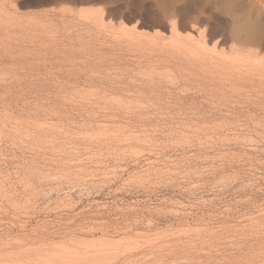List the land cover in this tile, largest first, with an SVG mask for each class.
Wrapping results in <instances>:
<instances>
[{"label":"rangeland","instance_id":"obj_1","mask_svg":"<svg viewBox=\"0 0 264 264\" xmlns=\"http://www.w3.org/2000/svg\"><path fill=\"white\" fill-rule=\"evenodd\" d=\"M87 1L88 0H86V1L85 0L84 1L83 0H15L13 2L11 1L12 4H10L11 2H6V4H8L11 7L10 8L7 5L8 6L7 9L8 10L10 9L9 10L10 12L12 11L15 14L22 15L23 17L25 16L24 18L27 20H31V19L32 20L30 21L31 25L26 24L25 26H23L24 28H26L25 30L22 26H19L17 28H13L14 30L10 28L11 29V30H9L10 33H9V35L8 34L7 35L10 36L12 34L13 35L15 34L16 35L15 37H17V38L13 37V39H12L13 41L10 40L11 38L9 39V37L6 35V33H4L7 30L5 28H4V30L1 29V33H2L1 39H4L5 41L10 40V41H8L10 43V44L8 43L10 45V47L8 44L6 45L8 51H6V50L4 51L5 52L4 56H3L4 52L1 53L2 55H0V56H3V59L0 57L1 58L0 59V116H1L0 117V131H1L0 132L1 133L0 134V137H1L0 138V156H1L0 157V181L1 182L0 183H2V185L0 184V186L2 187V188L0 187V190H1L0 191V198H1L0 199V207L2 208V210L0 208V219L3 218L2 220H0V227H3L2 231L0 228V242H3V244L6 243L4 245L2 243H0V244H2V245H0V249L4 246L1 249V251L12 252V250H13L14 253H17V251H19L18 253H21V254H23V250L26 253L28 251L30 253L33 251V255H31L33 257H31V260L34 258H35V260L34 261L32 260L33 262L31 261L32 263H29V264H34V263L39 264L42 260L39 263H37L40 260V258H37V259H39L37 261L35 255L37 257H39V256L43 257V255H41L43 252L44 257H45L47 254L46 248H50V247L52 248L53 246H58V247H53L54 249L50 248L52 250V253H54L53 250H55V248H56V250H57V248H60L61 244L64 241L65 242H64V245L62 244L63 245L62 249L64 248V246L66 248L67 245H70L71 248H75L76 243H74V242L75 241L77 242L80 239V237H87V238L90 237L91 239H101V238L106 239L107 238L106 240L103 241L104 243H105V241L107 243V241L111 239L112 243H113V241L115 242L113 244L116 245V243H117V245H118V246L112 245L111 247H113V248L118 247V249L121 248V249H119L120 251L122 250L121 252H123V249L125 248V251L128 253V254L127 253L126 254L129 255V257H127V259L124 262L122 260V261H120V263H116L115 258L112 259L115 255H113V257H112V255H111V257H109L108 255H104L102 257L103 263H100V264L107 263L109 261V259H110V261L108 262L109 264L111 262H112L111 264H115V263L116 264H134V263L140 264L141 261H143V259L145 257L147 259H148V257L151 259V257H150L151 255H152L153 259H151V260L148 259V263H150V264H152V263L158 264L159 261H161L162 264H169V263L170 264H184V261H185V264H186V261H187V258H189V255L191 257V254L195 253V252L198 253V254L195 253L196 255H199V252H200V254H203V255H204V252H205V255H214V256L216 255L215 257L216 258L218 257L217 259H219L218 260L219 263H215V264H220V263L222 264L226 259H229L230 255L234 254V256L235 255L236 256H242L243 250L245 252H247L248 250L250 251V247H252V249L256 250L255 253L252 252L253 255L255 254V256H251L252 258L249 257V259L248 258H242L244 260L238 259L239 261H241V263L236 261V264H249V263L250 264H253V263L258 264V263H261L263 261L262 259L264 258V255H262V254H264V246L262 247V245L264 243V237H263L264 236V232H263L264 231V211H263L264 210L263 209L264 208V177H262V176H264V151L262 153H258L257 154L258 157H256V155L254 154L255 152L249 153V154L244 153L245 151L243 152V150H246L248 148V150H246V151H249V148L251 149L253 146H250V147L247 146V148L245 146L246 149H244L243 148L244 146H240V142H239V144H237L238 142L236 140H235L236 142L234 140H232L233 137L235 138V137H237L238 134H241V131L239 129L238 130L236 129L237 131L229 129V128H231L230 126L234 127L233 126L234 124H231V125L225 124L226 125L225 128L219 126V127L223 128L222 130H224V132L227 133V135L230 134V136H232L230 139L226 138V140L229 139V141L227 140L228 142L226 140L219 141L220 143L218 141L216 143V140L209 141L210 139L208 140V136H207L208 132L211 133V131H212V133H213V132H215V130H216V132H218V130H221V129H218V127H217L218 130L212 129L211 125H210L211 123L210 124L209 123H206V124L201 123L203 125L197 124V126H196V124L193 122V120L195 121L196 119H192L190 117L193 115L192 112H188L189 110H191V109L188 110V108L190 107V105H188V104L190 102L195 103L194 105L197 104L196 107L191 105V107H194V109L197 107H198V109H201V107L205 108V106H206L205 104L207 102V100H206L207 97L204 96L205 94L202 92H200V93L198 92V88L195 87V84H196L195 81H192V83L194 85L191 84V82L187 83V81H185V80H181V81H179V83H178V81L173 82V80H171L172 78H170V76L167 75L169 78L167 76L163 77L164 76V73H163L164 70L163 69H162L163 70L162 71L158 67H154L151 64H148L146 62H144L146 64H143V62L138 60L141 58L140 56H143L146 53V52L143 53L145 51L144 50L145 45L141 41H140V43L138 41H136V42L132 41L131 42L130 41V38H131L130 33H131V36H133L132 35V33L134 32L133 28L135 26H137V27H142L143 29H146L147 32L150 34H152L151 32L155 30L154 32H156V33L161 32L164 36L166 34H167V36H169L171 33V31H170L171 22H173L175 20L177 23V26L179 28L178 30L183 32L182 33L183 35H185L186 33H189V35H191L193 33L194 34L193 36L196 38H199V39H202V38L205 39L204 36L206 35L207 36L206 41H207L209 46H213L216 41H218L219 43H221V42L228 43L230 41L236 40V41H240V43H246L245 41L247 38H245L244 34H242L243 35L242 36V35H239L237 33V31L239 30L238 27L241 24H244L246 28H251L252 27L251 25L253 23H255L256 25L259 24L258 25L259 28H255L254 26H256V25L253 24L254 25L253 27L255 29V33L257 34V32H260V29H262V32H260V33L261 34L263 33V30H264L263 29L264 28V0H242V4L240 6H233V5L228 6V4L224 3V0H89L88 2ZM16 4H18V5H16ZM76 4H78V5H76ZM80 5H81V7H80ZM138 5H139V7H138ZM55 6L56 7L58 6V8H56ZM70 12H72V14L74 16ZM45 16H46V18H49L51 20L50 23H53V25L49 23L50 25L48 26V25H46L48 23H46L45 21L43 22V20L46 19ZM87 16H88V18H87ZM89 17H90V19L92 18L93 20L92 19L89 20ZM42 18H43V20L41 21L40 19H42ZM34 19L36 22L33 21ZM171 20H173V21H171ZM32 21L34 22V25L32 24L33 23ZM40 22H42L43 24L45 23L46 27H48V32H45V30L47 31V29L44 28L45 25L41 27ZM47 22H49V21L47 20ZM54 22H55V24H54ZM137 22H138V24H137ZM36 23L39 26H37L35 28ZM123 24H125L124 25L125 27L123 26ZM27 25H30V26L28 27ZM20 27H22L23 30ZM51 27H52V29H51ZM91 27H92V29H91ZM245 27H244V30H247V29H245ZM157 28L160 30H157ZM146 30H144V31H146ZM149 30H151V31H149ZM257 30H259V31H257ZM22 31H23V33H22ZM202 32L205 34H204V36L202 35L203 37L201 38ZM39 33L41 35H39ZM47 34H48V36H47ZM98 34H99V36H98ZM236 34H238L240 37L237 36ZM5 35L8 37V39L4 38V37H6ZM56 35L57 36L59 35V36L57 37ZM81 35H83V36H81ZM263 36H264V33L262 36H260L262 38H260V37L257 38V40L260 39L259 41H257L255 39L257 41V46L262 47V48L264 47V40H263L264 37ZM247 40H251V39L248 38ZM129 42L133 43V45L129 44ZM212 42H214V43H212ZM102 43H104V44H102ZM138 43L141 45V48H139L140 45ZM126 44H128V45H126ZM136 44L138 47L136 46ZM4 45L5 44H3V47H4ZM87 45H90V46H87ZM128 46L134 47L133 50L136 47L137 48L135 49V51H133V50H130L132 48H130ZM61 48H63V49H61ZM25 49L26 50L28 49V50L26 51ZM3 50H4V48H3ZM142 50H144V51H142ZM30 52H31V54H30ZM40 52H42V53H40ZM107 55H108V57H107ZM128 55H129V57H127ZM130 57H132L133 59ZM138 57H140V58H138ZM55 58H57V59H55ZM84 58H87V59H84ZM65 62H68V63H65ZM20 67H21V69H20ZM97 71H98V73H96ZM158 71H159V73H158ZM160 72L162 74H160ZM5 74H7V75L9 74V75L6 76ZM38 74H39V76H36ZM165 74H168V73L165 72ZM161 75H162V78H160ZM12 78H13V80H12ZM149 78L154 79L153 85L156 84L155 86L151 85L152 81L149 82L150 81ZM147 79H148L149 83L146 81ZM143 82L145 83L144 86L142 85ZM147 83H148L149 87L146 86ZM189 83L191 84V86L193 85L196 88V90L193 87H191ZM157 84H159L161 87ZM152 86H153V88H152ZM158 86H159V88H158ZM166 86H168V87L165 90L164 88ZM170 87L172 89H170ZM121 88H122V90H121ZM137 88H138L139 92L136 91ZM139 88H140V90L141 89L142 90L140 91ZM188 88H189V90H188ZM148 90H149V92H148ZM166 91L170 95L169 98L167 96L168 93L166 95ZM228 93H230V92H228ZM228 93H227L225 98L222 97L223 95L221 96L222 99L223 98L225 99V102H224V99L221 100V98H220V100H221L220 105L222 106L225 103L224 108L222 106L223 109H226V108H228V106L230 104H233V102L232 103L230 102L231 101L230 95H232V97H231L232 99L234 98L233 100H236V97H237L235 92L234 93L232 92L231 94H228ZM139 94H141V95H139ZM160 94L162 96L164 95L163 97H165V98H163ZM234 94L236 97L234 96ZM142 95H144V96H142ZM157 95H159V96H157ZM179 95H181V96L179 97ZM149 97H151V99H149ZM202 98H203V100H202ZM194 99L196 100L195 102H193ZM150 100L152 102H150ZM171 100L174 102H172ZM200 100L203 102L201 103ZM147 101H149V102H147ZM153 101H154V103H153ZM157 101L159 104H156ZM179 102L180 103H182V102L188 103L189 102L187 104L188 108H186L187 107V105H186L185 106L186 109H183L184 113L188 112L187 115H185V114L181 115L178 113V111H181L179 109L180 108L179 106H182V104H180ZM151 103L153 106L151 105ZM163 103H165L164 107L162 106ZM170 103H171V105H170ZM176 103H178L180 105L178 106V104H176ZM174 104H176V108L178 107L177 108L178 110L176 109L174 111V109H175ZM198 104L199 105L201 104L203 106L200 105L201 106L200 107ZM227 104H228V106H227ZM156 105H158V106H156ZM42 106H43V108H42ZM165 106H166V108H165ZM207 106H206V108L209 109L210 107H207ZM167 107H169V108H167ZM171 108H173V112H172ZM214 108L215 107H213V109ZM198 109H196V110H198ZM211 109H212V107H211ZM163 111H165V112H163ZM160 112H162V113H160ZM165 113L167 116L168 115L169 116L167 117L165 115ZM138 114H139V116H138ZM175 114L179 115V117L176 116L177 118L174 117L175 119L171 118L170 115H172V117H173V116H175ZM47 115H49V116H47ZM188 115L190 118L188 117ZM5 116H7V118ZM134 116H136V117L138 116L137 117V118H139L138 122H142L141 125H139L140 123H138V122H137L138 124L134 123V120L135 119L137 120V118H135ZM170 118H171V120H170ZM185 118H187V120ZM188 118L190 120L192 119L191 120L192 122L190 120L188 121ZM20 119L21 120L23 119L24 122H23V120L21 121ZM145 119H147L148 121ZM163 119H167V120H163ZM27 120H29V121H27ZM44 120H45V122H44ZM136 120H135V122H136ZM42 121H43V123H42ZM143 121L145 122V125H143L144 124ZM181 121L184 123H182ZM164 122H165V124H164ZM174 122H176V123H174ZM177 122H179V123H177ZM185 122H187V123H185ZM124 123H126V124H124ZM20 124L23 126H21ZM41 124H43V125H41ZM122 124L125 126H122ZM16 125H17V127H16ZM163 125H164V127H163ZM27 126H29V127H27ZM40 126H42V127H40ZM156 126L159 129H157ZM38 127H40V128H38ZM124 127H125V129H124ZM203 127H204V129H203ZM25 128H26V131H25ZM200 128H202L203 130ZM226 129H229V130H226ZM44 130H46L45 133H44ZM187 130L189 133L187 132ZM19 131H21V132H19ZM28 132H31V133H28ZM65 132H66V134H65ZM179 132H180V134H179ZM197 132L199 133V135H197L198 134ZM26 133H28V134L26 135ZM117 133H118V135H117ZM204 133H205V135H204ZM138 134H139V137H137ZM200 135L202 138H199ZM25 136H27V137H25ZM118 136H119V138H118ZM190 136H191V138H190ZM192 136H193V138H192ZM125 137H128L129 139L125 138ZM130 137H131V139H130ZM179 137H181V138H179ZM239 137H240V135H239ZM49 138H51V139H49ZM21 139H22V141H21ZM44 140H45V142H44ZM206 141H207V143H206ZM29 143H31V144H29ZM201 143H202V145H201ZM208 143H209V145H208ZM227 143H229V144H227ZM197 144H199V145H197ZM213 144L214 145L217 144L218 146L217 145L213 146ZM210 145H211V147H210ZM233 145L235 146V148H237L236 150H234L235 148H233L234 147ZM33 147H35V148H33ZM240 147H242V149ZM21 148H22V150H21ZM41 148H42V150H41ZM232 148H233V150H232ZM261 148H264V147H259V149H261ZM222 151H224V153ZM229 151H230V153L232 152V154H234L235 156L231 155L230 153H229L230 155L228 156ZM226 152H227V155H226ZM223 154H225V155L222 156ZM242 154H243V156H242ZM244 154H246V156H248L247 159L244 156ZM259 154H261V155H259ZM262 154H263V157H262ZM253 155H255L256 161H254L255 158ZM194 156H196V157H194ZM220 156H222L223 158L222 157L220 158ZM243 157L247 161L249 159H251V160H249V162H247L244 160ZM89 159L91 161H89ZM258 160H260V161H258ZM158 161H159V163H158ZM252 161H254V162H252ZM60 162H62V163H60ZM73 162H74V164H73ZM88 164H89V166H88ZM39 165H40V167H39ZM206 165L209 166L210 168L209 167L206 168L207 167ZM224 165H225V167H224ZM199 166H201V167H199ZM261 167H263V168H261ZM37 169H39V170H37ZM195 169H198L199 171L195 170ZM204 169H206V170H204ZM218 169H220V170H218ZM62 170H63V172H62ZM82 170H84V171H82ZM210 170H211V172H209ZM100 171H101V173H100ZM113 171H114V175H113ZM186 171L188 174H186ZM212 171H215V172H212ZM42 172H44V173H42ZM41 173H42V175H41ZM212 173H214V174H212ZM236 173H237V176H236ZM240 173H241V175H238ZM5 174H6V177L4 176ZM201 174H202V177H201ZM27 175L30 177H28ZM40 175H41V177H40ZM92 175H94V176H92ZM257 175H259V176H257ZM1 176H2V178H1ZM20 176H22L23 178ZM169 177H170V179H169ZM192 177H193V179H192ZM217 177H219V178L217 179ZM227 178L228 179L230 178V179L228 180ZM166 179H168V180H166ZM237 179H239V180H237ZM84 180L88 183H86ZM171 180H172V182H171ZM246 180H247V182H246ZM30 181H31V183L32 182L33 183L31 184ZM147 182L149 183V185ZM24 183H26V184H24ZM215 183H216V185H215ZM242 184H244V185H242ZM165 185H166V187H163ZM180 185L181 186L183 185V186L181 187ZM184 185H186V186L184 187ZM33 186H35V187H33ZM125 186H126V188H125ZM146 186H148V187H146ZM252 186H253V188H252ZM259 186L260 187L262 186V187L259 188ZM4 187H5V189H4ZM184 188H186V189L184 190ZM7 189H9V190H7ZM7 191L10 193H8ZM16 191H17V193H16ZM91 192H93V193H91ZM114 192H115V194H114ZM11 193H13V194H11ZM137 193H139V194H137ZM6 196H7V198H5ZM11 196H12V198H10ZM220 196H221V199H220ZM16 198H17V201H16ZM164 198H165V200H164ZM203 198H204V200H203ZM205 198H206V200H205ZM143 199L144 200L146 199V200L144 201ZM11 200H12V202H11ZM174 200H175V202H174ZM208 200H210V201H208ZM149 201H150V203H149ZM193 202H195V203H193ZM201 202L203 203V205H201L202 204ZM231 202H233V203H231ZM106 204H107V206H106ZM175 204H176L177 208H176ZM260 204H262V205L260 206ZM21 205H22V208L20 209ZM155 205H157L159 207H157ZM206 205H208V207ZM30 207H31V209H30ZM171 207H172V209H171ZM212 208H214V209H212ZM259 208L261 210H259ZM81 209H82V211H81ZM158 210H159V212H157ZM80 211H81V213H80ZM63 212H64V214H63ZM138 212H140V213L137 214ZM152 212H154V213H152ZM178 212L179 213L182 212V213L179 214ZM251 212H252V214H254L253 216H252ZM206 213H207V215H206ZM260 213H262V214L260 215ZM13 215H15V216H13ZM258 215H260V216H258ZM117 216H118V218H117ZM250 217H251V219H250ZM253 217H254V219H253ZM136 218H138V219H136ZM141 218H142V220H141ZM144 218H146V219H144ZM257 218H259V221ZM37 219H38V221H37ZM249 219L251 221L252 220L253 221L250 222ZM135 220L136 221L138 220V221L135 222ZM155 220H157V221H155ZM199 220H200V222H199ZM203 221H205V222H203ZM254 221L256 224H254ZM261 221H263V222H261ZM19 222L22 223V225ZM152 223H153V225H152ZM233 224H234V226H233ZM247 224H248V226H247ZM23 225H25V226H23ZM77 225H79V226H77ZM227 225H228V227H227ZM259 225H261V226H259ZM215 226H217V227H215ZM240 226H242V227H240ZM253 226H255V227H253ZM74 227H76V228H74ZM129 227H130V229H129ZM168 227H169V229H168ZM196 227H198V228H196ZM204 227L206 230L204 229ZM33 228H34V230H33ZM125 228H127V229H125ZM179 228H181V229L177 230ZM187 228H189L190 232L187 230ZM241 228L243 230H241ZM260 228H262V229H260ZM95 229H97V230H95ZM157 229H158L159 233H157V231H156ZM184 229H186V230H184ZM192 229L199 231L200 234H198L199 232L192 230ZM214 229L215 230L217 229V230L215 231ZM4 230L6 231V234H5ZM28 230H29V232H28ZM85 230H87V231L89 230V231L87 232ZM218 230L220 232H218ZM223 230H225V231L229 230V231H227V234H225L226 232ZM230 230L232 231V233ZM244 230H245V232H247V231L249 232V230H250V233H252L254 237L252 236V234H250L248 232L245 233ZM255 230H257L256 234H254ZM33 231H34V233H33ZM135 231L136 232L138 231L137 233L140 232L138 234V236H137ZM164 231L166 233L167 238L164 236V234H165V233H163ZM166 231H168V233ZM169 231L170 232L175 231V232H173V234H172ZM182 231L184 233H182ZM185 231L186 232L188 231V232L185 233ZM194 231L197 233V236H196V233ZM203 231L206 234H203V236H202ZM234 231L237 232V234L236 233L234 234ZM101 232H102V234H101ZM109 232H112V233H109ZM122 232H123V236H122ZM152 232L154 234H152ZM180 232L182 233L181 234L182 238L179 237ZM214 232H217L216 234L218 237L216 236V234ZM221 232L222 233L224 232L223 236H222ZM147 233H150V234H147ZM162 233H163V236H162ZM174 233H175V237H174ZM243 233L245 234V236ZM50 234H51V236H50ZM64 234H65V236H64ZM78 234H79V236H78ZM88 234H89V236H88ZM125 234H126V237H125ZM168 234H169V237L171 236V238L168 237ZM177 234H178L179 239L176 238ZM189 234H191V236H189ZM209 234H210V236L213 237V239H211V237H208ZM214 234L216 237L214 236ZM230 234H231V236H230ZM233 234H234V236H233ZM246 234H247V236H246ZM26 236H27V239H26ZM34 236H36V237H34ZM45 236L47 237V239H45L46 238ZM62 236H64L63 237L64 239L62 238ZM143 236H145V237H143ZM147 236H149V238ZM157 236H159L158 238H160V239H158ZM160 236H162L163 239H161ZM185 236H187V237L185 238ZM200 236L202 239L200 238ZM257 236H259V237H257ZM73 237H74V240H73ZM75 237H76V239H75ZM127 237H128V239H127ZM194 237H196V239ZM220 237H221V239L223 238L222 241H221ZM227 237L230 239H228ZM28 238H30V240ZM43 238H44V240H43ZM134 238L135 239L137 238L139 240L136 239V241H135ZM155 238H157V240ZM172 238H173V240H172ZM208 238H210V239H208ZM232 238H233V240H232ZM8 239H10L11 241ZM69 239H71V240H69ZM123 239H124V242H122ZM129 239H130V242L128 241ZM204 239H206V240H204ZM207 239L209 240V242L207 241ZM1 240H4V241H1ZM6 240H7V242H6ZM36 240H38V241H36ZM151 240H155V242L153 241V243H151L152 242ZM175 240L179 243L182 242V243H180L181 245H179V243L177 244V242ZM183 240L184 241L186 240L185 242L189 245H187ZM196 240L199 242V244H197ZM202 240L204 241V243L202 242ZM215 240H217V242ZM52 241H55V242H52ZM57 241H58V243H57ZM118 241H120V242H118ZM148 241H150V243ZM191 241H192V244H191ZM224 241L226 244L223 243ZM250 241H251V243H250ZM22 242H24L26 245L22 246V244H23ZM48 242H49V245H48ZM60 242H62V243H60ZM79 242H80V240H79ZM95 242L97 243V244L94 243V244H96L95 246H98L99 242L98 241H95ZM164 242H168V243L165 244ZM210 242H211V244H210ZM239 242L241 244H239ZM13 243H14V245H12ZM71 243H73L72 244L73 247H72ZM123 243H125V244H123ZM128 243L130 246H128ZM136 243H138V244H136ZM172 243H173V245H172L173 247L171 246ZM193 243L195 244L194 245L195 247L197 246L196 249L193 246ZM243 243H245V244H243ZM249 243H250V245L251 244H254V245L250 246ZM27 244H29V247ZM51 244H52V246H51ZM55 244H58V245H55ZM133 244L135 245V247ZM141 244L144 246H142V247L139 246ZM149 244L150 245L154 244V245H151L149 247ZM160 244H161V246H160ZM163 244L166 245L165 247L167 249H165ZM174 244H175V247H174ZM182 244H183V247H182ZM184 244L188 247H186ZM218 244L219 245L221 244V245L218 246ZM234 244H235V246H234ZM40 245H42L41 248L43 247L45 249V251L44 250L42 251V249L40 250L39 248H37V247H40ZM167 245L170 248H168ZM178 245L181 246V248ZM205 245L207 247H205ZM210 245H211V247H209ZM232 245H233V247H232ZM5 246H8V249ZM34 246L35 247L37 246V247L35 248ZM100 246H101V244H100ZM153 246H156V248ZM198 246L200 248H203V246H204V248H203L204 250L203 249L200 250V248H198ZM221 246H223V247H221ZM144 247H146V248H144ZM151 247H152V250H154V248H155V250L157 249V251H153V253H151L152 252V250H150ZM159 247L160 248L162 247V248L160 249ZM96 248H98V247H96ZM113 248H111L110 250H112ZM128 248L131 251H129ZM138 248H140V249H138ZM172 248H174V251ZM179 248L181 250H179ZM30 249H31V251H30ZM37 249L42 251L40 253L38 250V253H39L38 255H37V253L35 254ZM50 249H48L49 253L51 251ZM114 249L112 250V252H115ZM118 249L117 250L115 249V250L118 251ZM141 249L142 250L145 249L146 251L145 250L144 251L147 254L144 251H141ZM208 249H210V250H208ZM257 249H258V251H257ZM186 250H188V251L185 252ZM197 250L199 252H197ZM60 251H61V248H60L59 252L57 251V253H60ZM120 251H119V253H120ZM132 251H133V253H131ZM160 251H162V252H160ZM172 251L174 252V254ZM189 251H190V253H189ZM191 251H192V253H191ZM206 251H207V253H206ZM224 251L225 252L227 251V252L224 253ZM112 252L110 254H112ZM168 252H169V254H167ZM231 252H232V254H231ZM245 252H244V254H245ZM52 253L49 255L47 254L48 257L49 256L51 257ZM188 253H189V255H188ZM74 255H76V254H74ZM132 255H133V257H132ZM153 255H154V257H153ZM76 256H78V255H76ZM192 256H193V254H192ZM184 257H185V260H184ZM225 257H226V259H225ZM253 257H255L256 260ZM257 257L259 258V261H258ZM46 258H45V260H47ZM51 258H48V259L50 260ZM140 258H142V259L140 260ZM111 259L114 260L115 262L111 261ZM220 259H225V260L223 261ZM127 260H128V263H127ZM155 260H156V262H155ZM173 260H175V262ZM178 260H180V261H178ZM104 261H106V262L104 263ZM220 261H222V262H220ZM2 262H4V260L0 261V264ZM100 262H101V259H100ZM42 263L48 264L47 262H42ZM59 263H57V264H59ZM65 263H66L65 261H62L61 264H65ZM146 263H147V261H145V264ZM69 264H71V263H69ZM72 264H74V263L72 262ZM97 264H98V262H97ZM209 264H211V263H209ZM212 264H214V263H212Z\"/></svg>","mask_w":264,"mask_h":264},{"label":"bare ground","instance_id":"obj_2","mask_svg":"<svg viewBox=\"0 0 264 264\" xmlns=\"http://www.w3.org/2000/svg\"><path fill=\"white\" fill-rule=\"evenodd\" d=\"M13 2V1H15V0H0V55H2L1 53L2 52H4L5 50L6 51H8L7 50V47H6V45L9 43L8 41H10V40H12L13 39V37L14 38H17V37H15L16 35L14 34H12V35H10V36H8L9 35V33H10V31L9 30H11V29H13V28H17V27H19V26H25L26 24H30L31 25V23H30V21L32 20H27V19H25L22 15H19V14H15L14 12H10L8 9H7V7L9 6L8 4H6V2ZM84 1V0H83ZM86 1V0H85ZM89 1V0H88ZM87 1V2H88ZM12 2L10 3V4H12ZM17 2V1H16ZM80 2V1H79ZM137 3V2H136ZM135 3V4H136ZM224 3L225 4H228V6H231V5H233V6H240L241 4H242V0H224ZM66 4V3H65ZM8 5V6H7ZM16 5H18V4H16ZM15 5V6H16ZM76 5H78V4H76ZM88 5V4H87ZM13 6V5H12ZM14 6V7H15ZM51 6V5H50ZM65 6V5H64ZM63 6V7H64ZM10 7V6H9ZM56 7V6H55ZM68 7V6H67ZM71 7V6H70ZM80 7H81V5H80ZM79 7V8H80ZM138 7H139V5H138ZM11 8V7H10ZM26 8V7H25ZM56 8H58V6L56 7ZM66 8V7H65ZM78 8V7H77ZM100 8V7H99ZM142 8V7H141ZM31 9V8H30ZM36 9V8H35ZM72 9V8H71ZM104 9V8H103ZM23 10V9H22ZM25 10V9H24ZM74 10V9H73ZM81 10V9H80ZM100 10V9H99ZM102 10V9H101ZM87 11V10H86ZM106 11V10H105ZM101 12V11H100ZM155 12V11H154ZM47 13V12H46ZM71 14H72V12H70ZM74 13V12H73ZM77 13V12H76ZM142 13V12H141ZM64 14V13H63ZM100 14V13H99ZM157 14V13H156ZM45 15V14H44ZM73 15V14H72ZM104 15V14H103ZM102 15V16H103ZM66 16V15H65ZM74 16V15H73ZM90 16V15H89ZM94 16V15H93ZM101 16V17H102ZM44 17V16H43ZM48 17V16H47ZM155 17V16H154ZM34 18V17H33ZM45 18H46V16H45ZM87 18H88V16H87ZM49 21V22H47V20ZM46 19H44L43 20V18L42 19H40L41 21L43 20V22L45 21L46 23H48V24H46V25H50V24H52L53 25V23H50L51 22V20L49 19V18H46ZM80 19V18H79ZM86 19V18H85ZM92 19V18H91ZM90 19V17H89V20H91ZM106 19V18H105ZM68 20V19H67ZM87 20V19H86ZM93 20V19H92ZM34 22H36L35 21V19L33 20ZM32 21V22H33ZM38 21V20H37ZM114 21V20H113ZM171 21H173V20H171ZM170 21V22H171ZM34 22L32 23L33 25H34ZM169 22V21H168ZM50 23V24H49ZM104 23V22H103ZM102 23V24H103ZM40 24H41V27L42 26H44L45 25V23L43 24L42 22H40ZM54 24H55V22H54ZM87 24V23H86ZM126 24V23H125ZM125 24H123V26L125 25ZM136 24V23H135ZM134 24V25H135ZM137 24H138V22H137ZM253 24H255V23H253ZM251 25L252 27L251 28H246L245 27V25L244 24H241L239 27H238V31H237V33L239 34V35H242V34H244V36H245V38H250L251 40H247L246 39V43H240V41H230V42H228V43H225V42H221V43H219L218 41H216L215 43L214 42H212V43H214V45L213 46H209L208 45V43H207V41H206V38H207V36L205 35L204 36V34L205 33H203L202 32V34H201V38L204 36V38L205 39H199V38H196V37H194L193 35V33L191 34V35H189V33H186L185 35H183L182 33L183 32H181V31H179L178 29V26H177V23H176V21L174 20L173 22H171V26H170V31H171V33H170V35L169 36H167V34L164 36L160 31V33H156V32H154V31H152L151 33L152 34H150V33H148L147 32V30L146 29H143L142 27H137V26H135L134 28H133V33H132V35L133 36H131V33H130V41L132 42V41H134V42H136V41H138L139 43H140V41L142 42V43H144V45H145V51L144 50H142V51H144L143 53H145L143 56H140V57H138V58H140V59H138V60H140L141 62H143V64H146V63H148V64H151L152 66H154V67H158L159 69H163L162 71H163V73H164V76L163 77H166L167 75L168 76H170V78H172L171 80H173V82L174 81H178V83H179V81H181V80H185V81H187V83L188 82H191V84H193L192 83V81H195V87H197L198 88V92L200 93V92H202V93H204L203 95L204 96H206L207 98H206V100H207V102L209 103H207L206 102V106L207 107H210L209 109L208 108H206V106H205V108L203 109L201 106H203V105H199L200 107H201V109H198V107L197 108H195L194 109V107H191V105H193V106H197V104L196 105H194L195 103H180V104H182V106H179L180 104H178V103H176V104H178V106L180 107L179 109L181 110V111H178V113L179 114H185V115H187V113L188 112H192V116H190L192 119H196L195 121L193 120V122L196 124V126H197V124H201V123H211L210 125H211V128L212 129H217V127H218V129H221V130H218V132H216V130H215V132H213L212 133V131H211V133L210 132H208V140L209 141H211V140H216V143H217V141L219 142V141H224V140H226V138H231L232 136H230V134H228L227 135V133H225L224 132V130H222L223 128H221V127H226V125H231V124H234L233 126L234 127H232V126H230L231 128H229V129H231V130H240L241 131V134H238L237 135V137H233V139L232 140H236L238 143L237 144H239V142H240V146H244L243 148L244 149H246L247 148V146L248 147H250V146H253L251 149L249 148V151H246V150H248V148L246 149V150H243V152L244 153H253V152H255L254 154L256 155V157H258V153H262L263 151H264V148H261V149H259V147H264V47L262 48V47H259V46H257V41H259V40H257V38L258 37H260V36H262L263 35V33H264V30H263V33L261 34L260 32H262V29H260V32H257V31H259V30H257L256 32H257V34L255 33V29H254V27L255 28H259V24L258 25H256V26H254V25ZM30 25H27L28 27L30 26ZM36 26H35V28L37 27V26H39V25H37V23L35 24ZM46 25L44 26V28L45 29H47V31L45 30V32H48V27H46ZM118 25V24H117ZM133 25V26H134ZM261 25V24H260ZM132 26V25H131ZM254 26V27H253ZM22 27H20L21 29H22ZM32 27V26H31ZM34 27V26H33ZM125 27V26H124ZM244 27H245V29H247V30H244ZM4 28L7 30L6 32H4V33H6V35L9 37V39L10 40H7V41H5L4 39H1V29H3L4 30ZM11 28V29H10ZM24 28V27H23ZM40 28V27H39ZM122 28V27H121ZM242 28V29H241ZM26 28H24V30H25ZM51 29H52V27H51ZM58 29V28H57ZM91 29H92V27H91ZM129 29V28H128ZM150 29V28H149ZM264 29V28H263ZM14 30V29H13ZM23 30V29H22ZM31 30V29H30ZM39 30V29H38ZM43 30V29H42ZM144 30H146V31H144ZM157 30H160V29H158L157 28ZM156 30V31H157ZM21 31V30H20ZM61 31V30H60ZM149 31H151V30H149ZM3 32V31H2ZM30 32V31H29ZM52 32V31H51ZM102 32V31H101ZM105 32V31H104ZM158 32V31H157ZM19 33V32H18ZM22 33H23V31H22ZM44 33V32H43ZM125 33V32H124ZM154 33V34H153ZM199 33V32H198ZM21 34V33H20ZM46 34V33H45ZM53 34V33H52ZM91 34V33H90ZM101 34V33H100ZM128 34V33H127ZM238 34H236L237 36H239ZM5 35V36H6ZM30 35V34H29ZM38 35V34H37ZM39 35H41L40 33H39ZM43 35V34H42ZM54 35V34H53ZM87 35V34H86ZM93 35V34H92ZM203 35V36H202ZM4 37V38H7L8 39V37ZM21 36V35H20ZM47 36H48V34H47ZM55 36V35H54ZM57 36V35H56ZM59 36V35H58ZM57 36V37H58ZM81 36H83V35H81ZM98 36H99V34H98ZM243 36V35H242ZM50 37V36H49ZM52 37V36H51ZM108 37V36H107ZM114 37V36H113ZM199 37V36H198ZM240 37V36H239ZM256 37V38H255ZM264 37V36H263ZM3 38V37H2ZM54 38V37H53ZM89 38V37H88ZM118 38V37H117ZM243 38V37H242ZM260 38H262V37H260ZM34 39V38H33ZM55 39V38H54ZM77 39V38H76ZM257 41H256V40ZM72 40V39H71ZM94 40V39H93ZM92 40V41H93ZM117 40V39H116ZM208 40V39H207ZM264 40V39H263ZM13 41V40H12ZM53 41V40H52ZM113 41V40H112ZM120 41V40H119ZM118 41V42H119ZM128 41V40H127ZM209 41V40H208ZM22 42V41H21ZM67 42V41H66ZM79 42V41H78ZM82 42V41H81ZM244 42V41H243ZM43 43V42H42ZM70 43V42H69ZM127 43V42H126ZM138 43V44H139ZM3 44H5L4 45V47H3ZM10 44V43H9ZM8 44V45H9ZM53 44V43H52ZM57 44V43H56ZM66 44V43H65ZM101 44V43H100ZM102 44H104V43H102ZM123 44V43H122ZM129 44H132L133 45V43H130L129 42ZM13 45V44H12ZM23 45V44H22ZM39 45V44H38ZM68 45V44H67ZM114 45V44H113ZM126 45H128V44H126ZM140 45V44H139ZM143 45V44H142ZM211 45V44H210ZM260 45V44H259ZM16 46V45H15ZM53 46V45H52ZM87 46H90V45H87ZM136 46H137V44H136ZM9 47H10V45H9ZM66 47V46H65ZM111 47V46H110ZM114 47V46H113ZM112 47V48H113ZM128 47H130V46H128ZM138 47V46H137ZM136 47V48H137ZM3 48H4V50H3ZM56 48V47H55ZM64 48V47H63ZM63 48H61V49H63ZM69 48V47H68ZM77 48V47H76ZM99 48V47H98ZM130 48H132V49H130V50H133V48L134 47H130ZM135 48V49H136ZM139 48H141V45L139 46ZM9 49V48H8ZM23 49V48H22ZM29 49V48H28ZM27 49V50H28ZM50 49V48H49ZM60 49V48H59ZM58 49V50H59ZM100 49V48H99ZM106 49V48H105ZM104 49V50H105ZM127 49V48H126ZM135 49L133 50V51H135ZM13 50V49H12ZM26 50V49H25ZM26 50V51H27ZM30 50V49H29ZM43 50V49H42ZM103 50V49H102ZM141 50V49H140ZM10 51V50H9ZM16 51V50H15ZM38 51V50H37ZM47 51V50H46ZM51 51V50H50ZM55 51V50H54ZM121 51V50H120ZM11 52V51H10ZM9 52V53H10ZM61 52V51H60ZM105 52V51H104ZM117 52V51H116ZM40 53H42V52H40ZM44 53V52H43ZM63 53V52H62ZM115 53V52H114ZM123 53V52H122ZM20 54V53H19ZM30 54H31V52H30ZM95 54V53H94ZM148 54V55H147ZM5 55V52L3 53V56ZM66 55V54H65ZM69 55V54H68ZM104 55V54H103ZM3 56H0L2 59H3ZM17 56V55H16ZM30 56V55H29ZM43 56V55H42ZM47 56V55H46ZM87 56V55H86ZM113 56V55H112ZM139 56V55H138ZM107 57H108V55H107ZM127 57H129V55L127 56ZM133 57V56H132ZM132 57H130V58H132ZM0 58V59H1ZM39 58V57H38ZM118 58V57H117ZM125 58V57H124ZM14 59V58H13ZM16 59V58H15ZM40 59V58H39ZM55 59H57V58H55ZM74 59V58H73ZM84 59H87V58H84ZM107 59V58H106ZM127 59V58H126ZM133 59V58H132ZM81 60V59H80ZM133 61V60H132ZM122 62V61H121ZM126 62V61H125ZM144 62H146V63H144ZM42 63V62H41ZM65 63H68V62H65ZM91 63V62H90ZM111 63V62H110ZM120 63V62H119ZM92 64V63H91ZM20 66V65H19ZM33 66V65H32ZM31 66V67H32ZM17 67V66H16ZM61 67V66H60ZM91 67V66H90ZM19 68V67H18ZM23 68V67H22ZM7 69V68H6ZM5 69V70H6ZM10 69V68H9ZM20 69H21V67H20ZM85 69V68H84ZM126 69V68H125ZM132 69V68H131ZM15 70V69H14ZM122 70V69H121ZM127 70V69H126ZM152 70V69H151ZM11 71V70H10ZM153 71V70H152ZM161 71V72H162ZM40 72V71H39ZM51 72V71H50ZM102 72V71H101ZM107 72V71H106ZM160 72V74H162ZM165 72H167L168 74H165ZM3 73V72H2ZM31 73V72H30ZM29 73V74H30ZM96 73H98V71L96 72ZM105 73V72H104ZM116 73V72H115ZM114 73V74H115ZM134 73V72H133ZM155 73V72H154ZM158 73H159V71H158ZM91 74V73H90ZM147 74V73H146ZM6 76H8L7 74H5ZM19 75V74H18ZM137 75V74H136ZM140 75V74H139ZM21 76V75H20ZM36 76H39V74L38 75H36ZM110 76V75H109ZM138 76V75H137ZM167 76V77H168ZM2 77V76H1ZM11 77V76H10ZM59 77V76H58ZM89 77V76H88ZM116 77V76H115ZM5 78V77H4ZM57 78V77H56ZM93 78V77H92ZM160 78H162V75H161V77ZM169 78V77H168ZM167 78V79H168ZM114 79V78H113ZM117 79V78H116ZM123 79V78H122ZM121 79V80H122ZM140 79V78H139ZM146 79V78H145ZM150 79V78H149ZM157 79V78H156ZM12 80H13V78H12ZM144 80V79H143ZM154 79H150V81L149 82H151L152 84L151 85H153V83H154V81H153ZM169 80V79H168ZM128 81V80H127ZM141 81V80H140ZM145 81V80H144ZM147 82H148V79L146 80ZM161 81V80H160ZM4 82V81H3ZM27 82V81H26ZM148 82V83H149ZM166 82V81H165ZM38 83V82H37ZM144 83V82H143ZM142 83V85L144 86L145 85V83L143 84ZM148 83H147V85L146 86H148ZM167 83V82H166ZM183 84V83H182ZM190 84V83H189ZM191 84H190V86H191ZM120 85V84H119ZM136 85V84H135ZM150 85V86H151ZM156 85V84H155ZM155 85H153V86H155ZM157 85H159V84H157ZM163 85V84H162ZM194 85V84H193ZM191 86V87H193L195 90H196V88L194 87V86ZM153 86H152V88H153ZM160 86V85H159ZM159 86H158V88H159ZM171 86V85H170ZM189 86V87H190ZM137 87V86H136ZM149 87V86H148ZM161 87V86H160ZM168 86H166L164 89L166 90V88H167ZM185 87V86H184ZM142 88V87H141ZM155 88V87H154ZM157 88V87H156ZM163 88V87H162ZM180 88V87H179ZM116 89V88H115ZM114 89V90H115ZM170 89H172L171 87H170ZM174 89V88H173ZM176 89V88H175ZM107 90V89H106ZM121 90H122V88H121ZM139 90H140V88H139ZM142 90V89H141ZM140 90V91H141ZM147 90V89H146ZM157 90V89H156ZM163 90V89H162ZM168 90V89H167ZM188 90H189V88H188ZM192 90V89H191ZM132 91V90H131ZM136 91H138V88H137V90ZM151 91V90H150ZM160 91V90H159ZM177 91V90H176ZM194 91V90H193ZM139 92V91H138ZM137 92V93H138ZM148 92H149V90H148ZM172 92V91H171ZM197 92V93H198ZM228 92H230V93H228ZM234 93L235 92V94H236V96H235V94H234V96L236 97V100H233L231 97H232V95H230L231 97H230V102L232 103L233 102V104H230L229 106H228V104H227V106H228V108H226V109H223L224 108V104L222 105L223 106V108H222V106L220 105V101L221 100H223L225 97H226V95H227V93L228 94H231V93ZM167 91H166V95H167ZM173 93V92H172ZM192 93V92H191ZM201 93V94H202ZM157 94V93H156ZM175 94V93H174ZM117 95V94H116ZM139 95H141V94H139ZM161 95V94H160ZM165 95V96H166ZM183 95V94H182ZM196 95V94H195ZM198 95V94H197ZM223 95V96H222ZM137 96V95H136ZM142 96H144V95H142ZM157 96H159V95H157ZM162 96V95H161ZM164 96V95H163ZM162 96V97H163ZM168 98H169V93H168ZM178 96V95H177ZM181 95H179V97H180ZM224 97L223 99H222V97ZM117 97V96H116ZM185 97V96H184ZM163 98H165V97H163ZM172 98V97H171ZM220 98H221V100H220ZM149 99H151V97H149ZM167 99V98H166ZM186 99V98H185ZM153 100V99H152ZM173 100V99H172ZM171 100V101H172ZM176 100V99H175ZM188 100V99H187ZM202 100H203V98H202ZM217 100V101H216ZM162 101V100H161ZM196 100L194 99V101L193 102H195ZM147 102H149V101H147ZM150 102H152L151 100H150ZM172 102H174V101H172ZM177 102V101H176ZM200 102L202 103L203 101H201L200 100ZM199 102V103H200ZM205 102V101H204ZM224 102H225V99H224ZM153 103H154V101H153ZM161 103V102H160ZM197 103V102H196ZM156 104H159L158 103V101L156 102ZM162 104V103H161ZM176 104H174L175 105V109H174V111L178 108H176ZM190 105V107L188 108V105ZM204 104V103H203ZM41 105V104H40ZM55 105V104H54ZM151 105H152V103H151ZM164 105H165V103H163V107H164ZM168 105V104H167ZM170 105H171V103H170ZM169 105V106H170ZM187 105V107L186 108H188V110L189 109H191V110H189L188 112H183V109H186L185 108V106ZM153 106V105H152ZM155 106V105H154ZM156 106H158V105H156ZM211 107H212V109H211ZM213 107H215L214 109H213ZM42 108H43V106H42ZM48 108V107H47ZM54 108V107H53ZM157 108V107H156ZM165 108H166V106H165ZM167 108H169V107H167ZM174 108V107H173ZM173 108H171L172 109V112H173ZM193 108V109H192ZM5 109V108H4ZM45 109V108H44ZM170 109V110H171ZM196 109H198V110H196ZM59 110V109H58ZM165 110V109H164ZM167 110V109H166ZM169 110V111H170ZM178 110V109H177ZM56 111V110H55ZM168 111V112H169ZM7 112V111H6ZM59 112V111H58ZM57 112V113H58ZM163 112H165V111H163ZM36 113V112H35ZM56 113V112H55ZM160 113H162V112H160ZM171 113V112H170ZM177 113V112H176ZM177 113V114H178ZM3 114V113H2ZM7 114V113H6ZM10 114V113H9ZM169 114V113H168ZM174 114V113H173ZM56 115V114H55ZM165 115H166V113H165ZM184 115V116H185ZM47 116H49V115H47ZM51 116V115H50ZM138 116H139V114H138ZM137 116V117H138ZM167 116V115H166ZM169 116V115H168ZM167 116V117H168ZM171 116V118H177L176 116H178L179 117V115H176L175 114V116H173L172 117V115H170ZM183 116V117H184ZM1 117V116H0ZM6 118H7V116H5ZM59 117V116H58ZM118 117V116H117ZM135 118H137L136 116H134ZM182 117V118H183ZM187 117V116H186ZM188 117H189V115H188ZM189 117V118H190ZM10 118V117H9ZM12 118V117H11ZM25 118V117H24ZM38 118V117H37ZM36 118V119H37ZM40 118V117H39ZM116 118V117H115ZM141 118V117H140ZM149 118V117H148ZM161 118V117H160ZM171 118H170V120H171ZM174 118V119H175ZM188 118V121L190 120ZM17 119V118H16ZM134 119V118H133ZM138 119L139 118H137V120H136V122H135V120H134V123H136V124H138V123H140L139 125H141L142 124V122H138ZM144 119V118H143ZM162 119V118H161ZM181 119V118H180ZM186 120H187V118H185ZM184 119V120H185ZM191 119V120H192ZM21 120V119H20ZM23 120V119H22ZM21 120V121H22ZM67 120V119H66ZM145 120H147V119H145ZM144 120V121H145ZM163 120H167V119H163ZM190 120V121H191ZM27 121H29V120H27ZM48 121V120H47ZM50 121V120H49ZM142 121V120H141ZM143 121V122H144ZM148 121V120H147ZM157 121V120H156ZM177 121V120H176ZM179 121V120H178ZM183 121V120H182ZM181 121V122H182ZM3 122V121H2ZM23 122H24V120H23ZM36 122V121H35ZM40 122V121H39ZM44 122H45V120H44ZM123 122V121H122ZM126 122V121H125ZM138 122V123H137ZM192 122V121H191ZM4 123V122H3ZM7 123V122H6ZM5 123V124H6ZM26 123V122H25ZM37 123V122H36ZM42 123H43V121H42ZM160 123V122H159ZM174 123H176V122H174ZM177 123H179V122H177ZM182 123H184V122H182ZM181 123V124H182ZM185 123H187V122H185ZM193 123V124H194ZM16 124V123H15ZM35 124V123H34ZM38 124V123H37ZM47 124V123H46ZM124 124H126V123H124ZM130 124V123H129ZM149 124V123H148ZM155 124V123H154ZM161 124V123H160ZM159 124V125H160ZM163 124V123H162ZM164 124H165V122H164ZM192 124V123H191ZM203 124H201V125H203ZM226 124V125H225ZM13 125V124H12ZM18 125V124H17ZM17 125H16V127H17ZM21 125V124H20ZM41 125H43V124H41ZM143 125H145V122H144V124ZM153 125V124H152ZM15 126V125H14ZM19 126V125H18ZM21 126H23V125H21ZM25 126V125H24ZM32 126V125H31ZM122 126H125V125H123L122 124ZM121 126V127H122ZM137 126V125H136ZM177 126V125H176ZM190 126V125H189ZM188 126V127H189ZM199 126V125H198ZM205 126V125H204ZM219 126H221V127H219ZM13 127V126H12ZM27 127H29V126H27ZM35 127V126H34ZM40 127H42V126H40ZM40 127H38V128H40ZM140 127V126H139ZM163 127H164V125H163ZM166 127V126H165ZM186 127V126H185ZM187 127V128H188ZM191 127V126H190ZM202 127V126H201ZM20 128V127H19ZM24 128V127H23ZM33 128V127H32ZM45 128V127H44ZM131 128V127H130ZM156 128L157 129H159L157 126H156ZM169 128V127H168ZM197 128V127H196ZM199 128V127H198ZM210 128V127H209ZM208 128V129H209ZM210 128V129H211ZM228 128V127H227ZM47 129V128H46ZM124 129H125V127H124ZM176 129V128H175ZM200 129H202V128H200ZM203 129H204V127H203ZM202 129V130H203ZM211 129V130H212ZM229 129H226V130H229ZM32 130V129H31ZM43 130V129H42ZM131 130V129H130ZM139 130V129H138ZM141 130V129H140ZM184 130V129H183ZM193 130V129H192ZM198 130V129H197ZM236 130V131H237ZM3 131V130H2ZM13 131V130H12ZM18 131V130H17ZM16 131V132H17ZM24 131V130H23ZM25 131H26V128H25ZM170 131V130H169ZM194 131V130H193ZM200 131V130H199ZM1 132V131H0ZM6 132V131H5ZM19 132H21V131H19ZM46 132V130H44V133ZM48 132V131H47ZM144 132V131H143ZM178 132V131H177ZM187 132H188V130H187ZM202 132V131H201ZM228 132V131H227ZM13 133V132H12ZM28 133H31V132H28ZM28 133H26V135L28 134ZM184 133V132H183ZM189 133V132H188ZM198 133V132H197ZM1 134V133H0ZM4 134V133H3ZM65 134H66V132H65ZM124 134V133H123ZM134 134V133H133ZM132 134V135H133ZM179 134H180V132H179ZM182 134V133H181ZM192 134V133H191ZM201 134V133H200ZM19 135V134H18ZM117 135H118V133H117ZM129 135V134H128ZM197 135H199V133L197 134ZM196 135V136H197ZM204 135H205V133H204ZM239 135H240V137H239ZM14 136V135H13ZM23 136V135H22ZM33 136V135H32ZM135 136V135H134ZM21 137V136H20ZM19 137V138H20ZM25 137H27V136H25ZM30 137V136H29ZM42 137V136H41ZM47 137V136H46ZM116 137V136H115ZM132 137V136H131ZM131 137H130V139H131ZM137 137H139V134H138V136ZM136 137V138H137ZM184 137V136H183ZM1 138V137H0ZM114 138V137H113ZM118 138H119V136H118ZM125 138H128V137H125ZM179 138H181V137H179ZM190 138H191V136H190ZM192 138H193V136H192ZM199 138H202L201 137V135L199 136ZM206 138V137H205ZM14 139V138H13ZM28 139V138H27ZM42 139V138H41ZM49 139H51V138H49ZM55 139V138H54ZM129 139V138H128ZM139 139V138H138ZM195 139V138H194ZM229 139H227L228 141H229ZM31 140V139H30ZM110 140V139H109ZM183 140V139H182ZM190 140V139H189ZM206 140V139H205ZM226 140V141H227ZM20 141V140H19ZM21 141H22V139H21ZM34 141V140H33ZM53 141V140H52ZM187 141V140H186ZM203 141V140H202ZM201 141V142H202ZM208 141V142H209ZM227 141V142H228ZM235 141V142H236ZM28 142V141H27ZM44 142H45V140H44ZM188 142V141H187ZM15 143V142H14ZM37 143V142H36ZM206 143H207V141H206ZM210 143V142H209ZM209 143H208V145H209ZM214 143V142H213ZM220 143V142H219ZM26 144V143H25ZM29 144H31V143H29ZM196 144V143H195ZM200 144V143H199ZM199 144H197V145H199ZM211 144V143H210ZM227 144H229V143H227ZM226 144V145H227ZM234 144V143H233ZM40 145V144H39ZM201 145H202V143H201ZM212 145V144H211ZM211 145H210V147H211ZM217 145V144H216ZM216 145H214L213 144V146H216ZM236 145V144H235ZM10 146V145H9ZM17 146V145H16ZM218 146V145H217ZM223 146V145H222ZM229 146V145H228ZM232 146V145H231ZM234 146V145H233ZM237 146V145H236ZM245 146H246V148H245ZM201 147V146H200ZM209 147V146H208ZM239 147V146H238ZM26 148V147H25ZM33 148H35V147H33ZM39 148V147H38ZM204 148V147H203ZM230 148V147H229ZM233 148H235V146L233 147ZM233 148H232V150H233ZM241 149H242V147H240ZM239 148V149H240ZM183 149V148H182ZM211 149V148H210ZM216 149V148H215ZM237 148H235L234 150H236ZM240 149V150H241ZM21 150H22V148H21ZM41 150H42V148H41ZM231 150V149H230ZM231 150V151H232ZM11 151V150H10ZM33 151V150H32ZM220 151V150H219ZM226 151V150H225ZM228 151V150H227ZM8 152V151H7ZM223 153H224V151H222ZM241 152V151H240ZM2 153V152H1ZM196 153V152H195ZM216 153V152H215ZM220 153V152H219ZM230 151L228 152V156L231 154V155H233V156H235L234 154H232V152L230 153ZM242 153V152H241ZM240 153V154H241ZM14 154V153H13ZM247 154V155H248ZM221 155V154H220ZM225 154H223L222 156H224ZM226 155H227V152H226ZM252 155V154H251ZM250 155V156H251ZM255 155H253L254 156V158H255ZM259 155H261V154H259ZM112 156V155H111ZM180 156V155H179ZM190 156V155H189ZM206 156V155H205ZM204 156V157H205ZM210 156V155H209ZM215 156V155H214ZM222 156H220V158L222 157ZM239 156V155H238ZM237 156V157H238ZM242 156H243V154H242ZM244 156L246 157V159H247V157L248 156H246V154H244ZM252 156V157H253ZM1 157V156H0ZM11 157V156H10ZM194 157H196V156H194ZM207 157V156H206ZM217 157V156H216ZM227 157V156H226ZM241 157V156H240ZM251 157V158H252ZM260 157V156H259ZM262 157H263V154H262ZM5 158V157H4ZM35 158V157H34ZM166 158V157H165ZM223 158V157H222ZM234 158V157H233ZM244 158V157H243ZM171 159V158H170ZM174 159V158H173ZM202 159V158H201ZM206 159V158H205ZM209 159V158H208ZM239 159V158H238ZM31 160V159H30ZM200 160V159H199ZM203 160V159H202ZM201 160V161H202ZM207 160V159H206ZM210 160V159H209ZM240 160V159H239ZM244 160H245V158H244ZM249 160H251V159H249ZM249 160L247 161V160H245V161H247V162H249ZM16 161V160H15ZM36 161V160H35ZM88 161V160H87ZM89 161H91L90 159H89ZM110 161V160H109ZM108 161V162H109ZM140 161V160H139ZM165 161V160H164ZM163 161V162H164ZM215 161V160H214ZM217 161V160H216ZM222 161V160H221ZM254 161H256V158H255V160ZM254 161H252V162H254ZM258 161H260V160H258ZM262 161V160H261ZM29 162V161H28ZM81 162V161H80ZM104 162V161H103ZM125 162V161H124ZM167 162V161H166ZM205 162V161H204ZM233 162V161H232ZM231 162V163H232ZM237 162V161H236ZM251 162V161H250ZM27 163V162H26ZM60 163H62V162H60ZM87 163V162H86ZM98 163V162H97ZM101 163V162H100ZM123 163V162H122ZM137 163V162H136ZM143 163V162H142ZM158 163H159V161H158ZM221 163V162H220ZM56 164V163H55ZM59 164V163H58ZM65 164V163H64ZM73 164H74V162H73ZM91 164V163H90ZM167 164V163H166ZM184 164V163H183ZM223 164V163H222ZM37 165V164H36ZM98 165V164H97ZM133 165V164H132ZM203 165V164H202ZM215 165V164H214ZM15 166V165H14ZM71 166V165H70ZM88 166H89V164H88ZM110 166V165H109ZM189 166V165H188ZM197 166V165H196ZM195 166V167H196ZM204 166V165H203ZM207 166V165H206ZM218 166V165H217ZM222 166V165H221ZM231 166V165H230ZM229 166V167H230ZM233 166V165H232ZM251 166V165H250ZM249 166V167H250ZM256 166V165H255ZM34 167V166H33ZM36 167V166H35ZM39 167H40V165H39ZM62 167V166H61ZM101 167V166H100ZM114 167V166H113ZM199 167H201V166H199ZM209 166H207L206 168H208ZM223 167V166H222ZM224 167H225V165H224ZM253 167V166H252ZM26 168V167H25ZM45 168V167H44ZM52 168V167H51ZM87 168V167H86ZM167 168V167H166ZM193 168V167H192ZM210 168V167H209ZM212 168V167H211ZM239 168V167H238ZM261 168H263V167H261ZM2 169V168H1ZM36 169V168H35ZM69 169V168H68ZM67 169V170H68ZM83 169V168H82ZM91 169V168H90ZM99 169V168H98ZM170 169V168H169ZM187 169V168H186ZM199 169V168H198ZM198 169H195V170H198ZM224 169V168H223ZM227 169V168H226ZM255 169V168H254ZM6 170V169H5ZM37 170H39V169H37ZM55 170V169H54ZM57 170V169H56ZM60 170V169H59ZM114 170V169H113ZM189 170V169H188ZM191 170V169H190ZM194 170V171H195ZM201 170V169H200ZM203 170V169H202ZM204 170H206V169H204ZM216 170V169H215ZM218 170H220V169H218ZM231 170V169H230ZM252 170V169H251ZM257 170V169H256ZM10 171V170H9ZM20 171V170H19ZM33 171V170H32ZM31 171V172H32ZM73 171V170H72ZM77 171V170H76ZM82 171H84V170H82ZM98 171V170H97ZM165 171V170H164ZM167 171V170H166ZM199 171V170H198ZM197 171V172H198ZM225 171V170H224ZM243 171V170H242ZM6 172V171H5ZM30 172V171H29ZM62 172H63V170H62ZM65 172V171H64ZM93 172V171H92ZM111 172V171H110ZM121 172V171H120ZM191 172V171H190ZM205 172V171H204ZM209 172H211V170L209 171ZM212 172H215V171H212ZM2 173V172H1ZM11 173V172H10ZM9 173V174H10ZM34 173V172H33ZM42 173H44V172H42ZM42 173H41V175H42ZM53 173V172H52ZM100 173H101V171H100ZM147 173V172H146ZM158 173V172H157ZM170 173V172H169ZM201 173V172H200ZM206 173V172H205ZM208 173V172H207ZM232 173V172H231ZM250 173V172H249ZM252 173V172H251ZM254 173V172H253ZM260 173V172H259ZM68 174V173H67ZM70 174V173H69ZM85 174V173H84ZM104 174V173H103ZM168 174V173H167ZM186 174H188L187 173V171H186ZM211 174V173H210ZM212 174H214V173H212ZM230 174V173H229ZM16 175V174H15ZM41 175H40V177H41ZM111 175V174H110ZM113 175H114V171H113ZM116 175V174H115ZM131 175V174H130ZM140 175V174H139ZM223 175V174H222ZM238 175H241V173L240 174H238ZM250 175V174H249ZM3 176V175H2ZM2 176H1V178H2ZM5 177H6V174L4 175ZM9 176V175H8ZM28 176V175H27ZM92 176H94V175H92ZM97 176V175H96ZM104 176V175H103ZM147 176V175H146ZM174 176V175H173ZM172 176V177H173ZM197 176V175H196ZM199 176V175H198ZM205 176V175H204ZM236 176H237V173H236ZM235 176V177H236ZM256 176V175H255ZM257 176H259V175H257ZM4 177V178H5ZM10 177V176H9ZM20 177H22V176H20ZM28 177H30V176H28ZM38 177V176H37ZM36 177V178H37ZM68 177V176H67ZM109 177V176H108ZM133 177V176H132ZM154 177V176H153ZM191 177V176H190ZM201 177H202V174H201ZM220 177V176H219ZM219 177H217V179L219 178ZM225 177V176H224ZM227 177V176H226ZM248 177V176H247ZM262 177H264V176H262ZM23 178V177H22ZM21 178V179H22ZM93 178V177H92ZM148 178V177H147ZM178 178V177H177ZM205 178V177H204ZM252 178V177H251ZM14 179V178H13ZM20 179V180H21ZM87 179V178H86ZM107 179V178H106ZM153 179V178H152ZM160 179V178H159ZM169 179H170V177H169ZM172 179V178H171ZM176 179V178H175ZM174 179V180H175ZM191 179V178H190ZM192 179H193V177H192ZM202 179V178H201ZM228 179V178H227ZM230 179V178H229ZM228 179V180H229ZM235 179V178H234ZM111 180V179H110ZM109 180V181H110ZM162 180V179H161ZM166 180H168V179H166ZM206 180V179H205ZM216 180V179H215ZM237 180H239V179H237ZM58 181V180H57ZM85 181V180H84ZM128 181V180H127ZM135 181V180H134ZM190 181V180H189ZM214 181V180H213ZM1 182V181H0ZM86 182V181H85ZM171 182H172V180H171ZM198 182V181H197ZM246 182H247V180H246ZM250 182V181H249ZM254 182V181H253ZM257 182V181H256ZM20 183V182H19ZM30 183H31V181H30ZM33 183V182H32ZM31 183V184H32ZM74 183V182H73ZM86 183H88V182H86ZM137 183V182H136ZM144 183V182H143ZM148 183V182H147ZM152 183V182H151ZM168 183V182H167ZM170 183V182H169ZM178 183V182H177ZM180 183V182H179ZM212 183V182H211ZM261 183V182H260ZM1 185H2V183H0ZM13 184V183H12ZM24 184H26V183H24ZM29 184V183H28ZM27 184V185H28ZM44 184V183H43ZM133 184V183H132ZM140 184V183H139ZM142 184V183H141ZM206 184V183H205ZM245 184V183H244ZM244 184H242V185H244ZM249 184V183H248ZM57 185V184H56ZM62 185V184H61ZM75 185V184H74ZM78 185V184H77ZM135 185V184H134ZM148 185H149V183H148ZM193 185V184H192ZM214 185V184H213ZM215 185H216V183H215ZM252 185V184H251ZM250 185V186H251ZM5 186V185H4ZM131 186V185H130ZM154 186V185H153ZM173 186V185H172ZM177 186V185H176ZM181 186V185H180ZM183 186V185H182ZM181 186V187H182ZM186 185H184V187H185ZM189 186V185H188ZM187 186V187H188ZM194 186V185H193ZM205 186V185H204ZM1 187V186H0ZM8 187V186H7ZM6 187V188H7ZM27 187V186H26ZM33 187H35V186H33ZM41 187V186H40ZM49 187V186H48ZM57 187V186H56ZM132 187V186H131ZM140 187V186H139ZM138 187V188H139ZM146 187H148V186H146ZM163 187H166V185L165 186H163ZM196 187V186H195ZM199 187V186H198ZM206 187V186H205ZM208 187V186H207ZM262 187V186H261ZM260 186H259V188H261ZM2 188V187H1ZM55 188V187H54ZM101 188V187H100ZM120 188V187H119ZM125 188H126V186H125ZM178 188V187H177ZM180 188V187H179ZM209 188V187H208ZM244 188V187H243ZM242 188V189H243ZM252 188H253V186H252ZM4 189H5V187H4ZM23 189V188H22ZM63 189V188H62ZM74 189V188H73ZM112 189V188H111ZM115 189V188H114ZM137 189V188H136ZM186 188H184V190H185ZM213 189V188H212ZM249 189V188H248ZM3 190V189H2ZM7 190H9V189H7ZM34 190V189H33ZM55 190V189H54ZM96 190V189H95ZM99 190V189H98ZM121 190V189H120ZM119 190V191H120ZM124 190V189H123ZM161 190V189H160ZM190 190V189H189ZM200 190V189H199ZM219 190V189H218ZM224 190V189H223ZM1 191V190H0ZM23 191V190H22ZM62 191V190H61ZM67 191V190H66ZM101 191V190H100ZM116 191V190H115ZM153 191V190H152ZM203 191V190H202ZM210 191V190H209ZM208 191V192H209ZM213 191V190H212ZM216 191V190H215ZM8 192V191H7ZM33 192V191H32ZM36 192V191H35ZM71 192V191H70ZM132 192V191H131ZM170 192V191H169ZM233 192V191H232ZM3 193V192H2ZM8 193H10V192H8ZM7 193V194H8ZM16 193H17V191H16ZM80 193V192H79ZM91 193H93V192H91ZM151 193V192H150ZM175 193V192H174ZM185 193V192H184ZM193 193V192H192ZM207 193V192H206ZM217 193V192H216ZM219 193V192H218ZM250 193V192H249ZM6 194V195H7ZM11 194H13V193H11ZM114 194H115V192H114ZM122 194V193H121ZM137 194H139V193H137ZM188 194V193H187ZM227 194V193H226ZM23 195V194H22ZM28 195V194H27ZM58 195V194H57ZM194 195V194H193ZM202 195V194H201ZM205 195V194H204ZM14 196V195H13ZM35 196V195H34ZM15 197V196H14ZM31 197V196H30ZM42 197V196H41ZM164 197V196H163ZM5 198H7V196L5 197ZM10 198H12V196L10 197ZM74 198V197H73ZM183 198V197H182ZM196 198V197H195ZM209 198V197H208ZM248 198V197H247ZM1 199V198H0ZM26 199V198H25ZM210 199V198H209ZM213 199V198H212ZM220 199H221V196H220ZM21 200V199H20ZM55 200V199H54ZM144 200V199H143ZM146 200V199H145ZM144 200V201H145ZM164 200H165V198H164ZM203 200H204V198H203ZM205 200H206V198H205ZM215 200V199H214ZM218 200V199H217ZM224 200V199H223ZM3 201V200H2ZM8 201V200H7ZM15 201V200H14ZM16 201H17V198H16ZM127 201V200H126ZM171 201V200H170ZM185 201V200H184ZM183 201V202H184ZM192 201V200H191ZM208 201H210V200H208ZM11 202H12V200H11ZM21 202V201H20ZM19 202V203H20ZM25 202V201H24ZM63 202V201H62ZM97 202V201H96ZM109 202V201H108ZM163 202V201H162ZM174 202H175V200H174ZM234 202V201H233ZM233 202H231V203H233ZM2 203V202H1ZM23 203V202H22ZM29 203V202H28ZM76 203V202H75ZM74 203V204H75ZM78 203V202H77ZM103 203V202H102ZM101 203V204H102ZM138 203V202H137ZM140 203V202H139ZM149 203H150V201H149ZM177 203V202H176ZM193 203H195V202H193ZM202 203V202H201ZM200 203V204H201ZM213 203V202H212ZM211 203V204H212ZM12 204V203H11ZM16 204V203H15ZM36 204V203H35ZM47 204V203H46ZM45 204V205H46ZM159 204V203H158ZM191 204V203H190ZM207 204V203H206ZM259 204V203H258ZM257 204V205H258ZM3 205V204H2ZM25 205V204H24ZM23 205V206H24ZM139 205V204H138ZM169 205V204H168ZM189 205V204H188ZM201 205H203V203L201 204ZM262 204H260V206H261ZM26 206V205H25ZM93 206V205H92ZM96 206V205H95ZM106 206H107V204H106ZM155 206H157V205H155ZM172 206V205H171ZM174 206V205H173ZM175 206H176V204H175ZM198 206V205H197ZM207 207H208V205H206ZM259 206V207H260ZM3 207V206H2ZM34 207V206H33ZM60 207V206H59ZM80 207V206H79ZM109 207V206H108ZM157 207H159V206H157ZM180 207V206H179ZM193 207V206H192ZM202 207V206H201ZM206 207V208H207ZM256 207V206H255ZM1 208V207H0ZM7 208V207H6ZM22 208V205H21V207H20V209ZM55 208V207H54ZM58 208V207H57ZM88 208V207H87ZM129 208V207H128ZM127 208V209H128ZM133 208V207H132ZM162 208V207H161ZM176 208H177V206H176ZM187 208V207H186ZM204 208V207H203ZM18 209V208H17ZM30 209H31V207H30ZM40 209V208H39ZM46 209V208H45ZM171 209H172V207H171ZM196 209V208H195ZM212 209H214V208H212ZM264 209V208H263ZM1 210H2V208H1ZM8 210V209H7ZM28 210V209H27ZM36 210V209H35ZM124 210V209H123ZM147 210V209H146ZM151 210V209H150ZM155 210V209H154ZM164 210V209H163ZM178 210V209H177ZM198 210V209H197ZM226 210V209H225ZM259 210H261L260 208H259ZM19 211V210H18ZM81 211H82V209H81ZM81 211H80V213H81ZM101 211V210H100ZM139 211V210H138ZM171 211V210H170ZM175 211V210H174ZM183 211V210H182ZM251 211V210H250ZM254 211V210H253ZM258 211V210H257ZM264 211V210H263ZM262 211V212H263ZM12 212V211H11ZM98 212V211H97ZM110 212V211H109ZM157 212H159V210L157 211ZM161 212V211H160ZM165 212V211H164ZM180 212V211H179ZM178 212V213H179ZM185 212V211H184ZM188 212V211H187ZM190 212V211H189ZM216 212V211H215ZM229 212V211H228ZM246 212V211H245ZM47 213V212H46ZM73 213V212H72ZM103 213V212H102ZM140 212H138L137 214H139ZM152 213H154V212H152ZM162 213V212H161ZM182 213V212H181ZM181 213H179V214H181ZM203 213V212H202ZM22 214V213H21ZM61 214V213H60ZM59 214V215H60ZM63 214H64V212H63ZM120 214V213H119ZM144 214V213H143ZM213 214V213H212ZM251 214H252V212H251ZM257 214V213H256ZM259 214V213H258ZM262 213H260V215H261ZM2 215V214H1ZM8 215V214H7ZM128 215V214H127ZM146 215V214H145ZM157 215V214H156ZM176 215V214H175ZM185 215V214H184ZM187 215V214H186ZM206 215H207V213H206ZM220 215V214H219ZM241 215V214H240ZM254 214H252V216H253ZM260 215H258V216H260ZM9 216V215H8ZM13 216H15V215H13ZM47 216V215H46ZM134 216V215H133ZM138 216V215H137ZM177 216V215H176ZM257 216V215H256ZM21 217V216H20ZM73 217V216H72ZM124 217V216H123ZM142 217V216H141ZM166 217V216H165ZM232 217V216H231ZM240 217V216H239ZM244 217V216H243ZM247 217V216H246ZM117 218H118V216H117ZM133 218V217H132ZM135 218V217H134ZM242 218V217H241ZM248 218V217H247ZM260 218V217H259ZM259 218H257L258 219V221H259ZM3 219V218H2ZM2 219H0V220H2ZM7 219V218H6ZM72 219V218H71ZM136 219H138V218H136ZM144 219H146V218H144ZM152 219V218H151ZM203 219V218H202ZM201 219V220H202ZM240 219V218H239ZM250 219H251V217H250ZM249 219V220H250ZM253 219H254V217H253ZM14 220V219H13ZM27 220V219H26ZM125 220V219H124ZM141 220H142V218H141ZM140 220V221H141ZM235 220V219H234ZM242 220V219H241ZM37 221H38V219H37ZM44 221V220H43ZM62 221V220H61ZM67 221V220H66ZM80 221V220H79ZM95 221V220H94ZM138 221V220H137ZM136 220H135V222H137ZM153 221V220H152ZM155 221H157V220H155ZM253 221V220H252ZM251 220H250V222H252ZM257 221V220H256ZM13 222V221H12ZM11 222V223H12ZM53 222V221H52ZM101 222V221H100ZM131 222V221H130ZM129 222V223H130ZM149 222V221H148ZM151 222V221H150ZM199 222H200V220H199ZM203 222H205V221H203ZM261 222H263V221H261ZM20 223V222H19ZM221 223V222H220ZM249 223V222H248ZM259 223V222H258ZM257 223V224H258ZM21 225H22V223H20ZM53 224V223H52ZM87 224V223H86ZM140 224V223H139ZM155 224V223H154ZM168 224V223H167ZM238 224V223H237ZM252 224V223H251ZM254 224H256L255 223V221H254ZM73 225V224H72ZM76 225V224H75ZM103 225V224H102ZM120 225V224H119ZM128 225V224H127ZM135 225V224H134ZM152 225H153V223H152ZM170 225V224H169ZM217 225V224H216ZM241 225V224H240ZM6 226V225H5ZM23 226H25V225H23ZM67 226V225H66ZM77 226H79V225H77ZM140 226V225H139ZM172 226V225H171ZM223 226V225H222ZM233 226H234V224H233ZM244 226V225H243ZM247 226H248V224H247ZM259 226H261V225H259ZM41 227V226H40ZM53 227V226H52ZM82 227V226H81ZM102 227V226H101ZM100 227V228H101ZM157 227V226H156ZM215 227H217V226H215ZM214 227V228H215ZM221 227V226H220ZM219 227V228H220ZM226 227V226H225ZM227 227H228V225H227ZM237 227V226H236ZM240 227H242V226H240ZM252 227V226H251ZM253 227H255V226H253ZM258 227V226H257ZM1 228V231H2V228L3 227H0ZM43 228V227H42ZM49 228V227H48ZM74 228H76V227H74ZM85 228V227H84ZM92 228V227H91ZM150 228V227H149ZM173 228V227H172ZM176 228V227H175ZM185 228V227H184ZM196 228H198V227H196ZM195 228V229H196ZM201 228V227H200ZM208 228V227H207ZM211 228V227H210ZM223 228V227H222ZM230 228V227H229ZM250 228V227H249ZM30 229V228H29ZM53 229V228H52ZM51 229V230H52ZM55 229V228H54ZM90 229V228H89ZM93 229V228H92ZM98 229V228H97ZM97 229H95V230H97ZM108 229V228H107ZM125 229H127V228H125ZM129 229H130V227H129ZM132 229V228H131ZM168 229H169V227H168ZM181 228H179V229H177V230H180ZM195 229H192V230H195ZM202 229V228H201ZM204 229H205V227H204ZM225 229V228H224ZM236 229V228H235ZM234 229V230H235ZM240 229V228H239ZM251 229V228H250ZM253 229V228H252ZM257 229V228H256ZM260 229H262V228H260ZM33 230H34V228H33ZM61 230V229H60ZM66 230V229H65ZM81 230V229H80ZM94 230V229H93ZM100 230V229H99ZM104 230V229H103ZM173 230V229H172ZM184 230H186V229H184ZM183 230V231H184ZM187 230L189 231V228H187ZM203 230V229H202ZM206 230V229H205ZM215 230V229H214ZM217 230V229H216ZM215 230V231H216ZM221 230V229H220ZM241 230H243L242 228H241ZM247 230V229H246ZM5 231V230H4ZM36 231V230H35ZM85 231H87V230H85ZM89 231V230H88ZM87 231V232H88ZM114 231V230H113ZM118 231V230H117ZM116 231V232H117ZM126 231V230H125ZM124 231V232H125ZM142 231V230H141ZM145 231V230H144ZM143 231V232H144ZM157 231V233H159L158 232V229L156 230ZM176 231V230H175ZM175 231H169L170 233H172L173 234V232H175ZM182 231V233H184ZM187 231V232H188ZM195 231H197V230H195ZM194 231V232H195ZM212 231V230H211ZM210 231V232H211ZM223 231H225V230H223ZM227 231H229V230H226L225 232V234H227ZM231 231V230H230ZM236 231V230H235ZM234 231V234L236 233L237 234V232H235ZM256 231L257 230H255V233L254 234H256ZM28 232H29V230H28ZM42 232V231H41ZM49 232V231H48ZM63 232V231H62ZM95 232V231H94ZM121 232V231H120ZM119 232V233H120ZM136 232V231H135ZM138 232V231H137ZM136 232V234H137V236H138V234L140 233H137ZM150 232V231H149ZM167 233H168V231H166ZM186 231H185V233H187ZM190 232V231H189ZM197 232H199V231H197ZM218 232H220L219 230H218ZM243 232V231H242ZM244 232H245V230H244ZM248 232V231H247ZM247 232H245V233H247ZM252 232V231H251ZM264 232V231H263ZM262 232V233H263ZM3 233V232H2ZM14 233V232H13ZM17 233V232H16ZM33 233H34V231H33ZM54 233V232H53ZM109 233H112V232H109ZM131 233V232H130ZM163 233H165V231L163 232ZM163 233H162V236H163ZM181 232L179 233L180 234V236L179 237H181V234H182ZM192 233V232H191ZM196 233V232H195ZM215 234L217 233V232H214ZM222 233V232H221ZM224 233V232H223ZM223 233H222V236H223ZM231 233H232V231H231ZM248 233H250V230H249V232ZM5 234H6V231H5ZM11 234V233H10ZM25 234V233H24ZM28 234V233H27ZM43 234V233H42ZM75 234V233H74ZM91 234V233H90ZM94 234V233H93ZM101 234H102V232H101ZM117 234V233H116ZM147 234H150V233H147ZM152 234H154L153 232H152ZM156 234V233H155ZM198 234H200V232L198 233ZM203 234H206V233H204V231L202 232V236H203ZM215 234H214V236H215ZM219 234V233H218ZM234 234H233V236H234ZM244 234V233H243ZM250 234H252V233H250ZM4 235V234H3ZM9 235V234H8ZM50 236H51V234H50ZM64 236H65V234H64ZM64 236H62V238L64 237ZM78 236H79V234H78ZM88 236H89V234H88ZM122 236H123V232H122ZM162 236H160L161 237V239H163V237ZM164 236L166 237V233L164 234ZM189 236H191V234H189ZM188 236V237H189ZM196 236H197V233H196ZM216 236H217V234H216ZM215 236V237H216ZM230 236H231V234H230ZM232 236V237H233ZM244 236H245V234H244ZM246 236H247V234H246ZM252 236H253V234H252ZM12 237V236H11ZM34 237H36V236H34ZM33 237V238H34ZM46 237V236H45ZM49 237V236H48ZM59 237V236H58ZM71 237V236H70ZM98 237V236H97ZM109 237V236H108ZM125 237H126V234H125ZM143 237H145V236H143ZM148 238H149V236H147ZM159 236H157V238H158ZM168 237H169V234H168ZM174 237H175V233H174ZM184 237V236H183ZM187 236H185V238H186ZM206 237V236H205ZM208 237H211V239H213V237L212 236H210V234H209V236ZM218 237V236H217ZM226 237V236H225ZM239 237V236H238ZM254 237V236H253ZM257 237H259V236H257ZM264 237V236H263ZM19 238V237H18ZM51 238V237H50ZM101 238V237H100ZM123 238V237H122ZM130 238V237H129ZM157 238H155L156 240H157ZM167 238V237H166ZM169 238H171V236L169 237ZM177 239H179L178 238V234H177V237H176ZM182 238V237H181ZM180 238V239H181ZM195 239H196V237H194ZM200 238H201V236H200ZM207 238V237H206ZM228 238V237H227ZM234 238V237H233ZM233 238H232V240H233ZM3 239V238H2ZM13 239V238H12ZM23 239V238H22ZM26 239H27V236H26ZM29 240H30V238H28ZM45 239H47V237L45 238ZM64 239V238H63ZM75 239H76V237H75ZM102 239V240H101ZM101 239H91L90 237L89 238H87V237H80V242H79V240L76 242H74V243H76L75 244V248H71V246L70 245H67L66 246V248H65V246H64V248L62 249V247H63V245H64V242L62 243V242H60V243H62L61 244V251H60V253H57V251L59 252V250H60V248H57V250H56V248H55V250H53V252L54 253H52V248L53 247H58V246H53L51 249L50 248H46L48 245H49V242H48V245L45 247L47 250V254L49 255V254H51L52 253V258L49 256L48 257V255L46 254V256L44 257V254H43V250L45 251V249L42 247L41 248V246L44 244H42V245H40V247H37V248H39L40 250L42 249V251H40L39 249H37V251L35 252V254L37 253V255L39 254L38 253V250H39V252L41 253L42 252V254L41 255H43V257H41V256H39V257H37L36 255H35V257H36V259L37 258H40V260L39 259H37V263H39L41 260V262L39 263V264H41L42 262H47L48 264H57V263H59L60 261V263L59 264H61L62 263V261H65L67 264H69V263H71L72 264V262L75 264H97V262H98V264H100V263H103L102 262V257L104 256V255H108L109 257H111V255H112V257H113V255H115L112 259H114L115 258V261H116V263H120V261H122L123 260V262L127 259V257H129V255H127L128 253L125 251V248L123 249V252H121L119 249H121V248H119L118 249V247H114L116 250L118 249V251H116L113 247H111L112 245H115V244H113V243H115L114 241H113V243H112V240L110 241V240H108L107 241V243H106V241H105V243L103 242L104 240H106V239H104V238H101ZM121 239V238H120ZM127 239H128V237H127ZM135 239V238H134ZM137 239V238H136ZM136 239H135V241H136ZM144 239V238H143ZM152 239V238H151ZM158 239H160V238H158ZM175 239V238H174ZM194 239V240H195ZM199 239V238H198ZM202 239V238H201ZM208 239H210V238H208ZM207 239V241L209 242V240ZM215 239V238H214ZM218 239V238H217ZM220 239H221V237H220ZM223 239V238H222ZM222 239H221V241H222ZM228 239H230V238H228ZM236 239V238H235ZM261 239V238H260ZM259 239V240H260ZM8 240H10V239H8ZM34 240V239H33ZM41 240V239H40ZM43 240H44V238H43ZM59 240V239H58ZM67 240V239H66ZM69 240H71V239H69ZM73 240H74V237H73ZM100 240V241H99ZM137 240H139V239H137ZM165 240V239H164ZM172 240H173V238H172ZM187 240V239H186ZM185 240V241H186ZM191 240V239H190ZM204 240H206V239H204ZM258 240V241H259ZM1 241H4V240H1ZM11 241V240H10ZM19 241V240H18ZM17 241V242H18ZM35 241V240H34ZM36 241H38V240H36ZM95 241H98L99 243V245L98 246H95L97 243L95 242ZM116 241V240H115ZM129 242H130V239L128 240ZM134 241V240H133ZM144 241V240H143ZM146 241V240H145ZM152 242L151 243H153V241L155 242V240H151ZM166 241V240H165ZM176 241V240H175ZM181 241V240H180ZM184 241V240H183ZM184 241V242H185ZM216 242H217V240H215ZM226 241V240H225ZM225 241L223 242L224 244H226L225 243ZM230 241V240H229ZM247 241V240H246ZM249 241V240H248ZM257 241V242H258ZM263 241V240H262ZM6 242H7V240H6ZM16 242V241H15ZM28 242V241H27ZM41 242V241H40ZM52 242H55V241H52ZM70 242V241H69ZM118 242H120V241H118ZM122 242H124V239L122 240ZM132 242V241H131ZM149 243H150V241H148ZM177 242V241H176ZM189 242V241H188ZM196 242H197V244H199V242L196 240ZM202 242L204 243V241L202 240ZM220 242V241H219ZM241 242V241H240ZM239 242V244H241ZM256 242V241H255ZM0 243H2L3 244V242H0ZM9 243V242H8ZM12 243V242H11ZM23 244H22V246L23 245H26L24 242H22ZM57 243H58V241H57ZM94 243H96V244H94ZM104 243V244H103ZM144 243V242H143ZM160 243V242H159ZM165 244H167L168 242H164ZM179 242H177V244H178ZM180 243H182V242H180ZM179 243V245H181ZM186 243V242H185ZM215 243V242H214ZM213 243V244H214ZM250 243H251V241H250ZM250 243H249V245H250ZM263 243V242H262ZM2 244H0V245H2ZM4 244H6V243H4ZM3 244V245H4ZM10 244V243H9ZM8 244V245H9ZM17 244V243H16ZM40 244V243H39ZM38 244V245H39ZM68 244V243H67ZM73 243H71V245H72ZM100 244H101V246H100ZM103 244V245H102ZM123 244H125V243H123ZM131 244V243H130ZM135 244V243H134ZM133 244V245H134ZM136 244H138V243H136ZM148 244V243H147ZM146 244V245H147ZM158 244V243H157ZM170 244V243H169ZM187 244V243H186ZM191 244H192V241H191ZM196 244V245H197ZM210 244H211V242H210ZM243 244H245V243H243ZM257 244V243H256ZM12 245H14V243L12 244ZM18 245V244H17ZM28 245V247H29V244H27ZM54 245V244H53ZM55 245H58V244H55ZM127 245V244H126ZM145 245V246H146ZM151 245H154V244H151ZM150 244H149V247L151 246ZM156 245V244H155ZM164 245V244H163ZM173 245V243L171 244V246ZM178 245V246H179ZM185 245V244H184ZM187 245H189V244H187ZM195 244L193 243V246H194ZM202 245V244H201ZM207 245V244H206ZM205 245V247H207ZM221 245V244H220ZM219 244H218V246H220ZM251 245H254V244H251ZM250 245V246H251ZM44 246V245H43ZM51 246H52V244H51ZM95 246V247H94ZM100 246V247H99ZM115 246H118L117 245V243H116V245ZM128 246H130L129 245V243H128ZM139 246H144V245H139ZM138 246V247H139ZM160 246H161V244H160ZM166 245H164V247H165ZM177 246V245H176ZM186 246V245H185ZM231 246V245H230ZM234 246H235V244H234ZM246 246V245H245ZM264 246V243H263V245H262V247ZM4 247V246H3ZM2 247V248H3ZM5 247H7V249H8V246H5ZM14 247V246H13ZM16 247V246H15ZM18 247V246H17ZM35 247V246H34ZM33 247V248H34ZM35 247V248H36ZM68 247V248H67ZM70 247V248H69ZM72 247H73V245H72ZM96 247H98V248H96ZM122 247V246H121ZM134 247H135V245H134ZM153 247H155L156 248V246H153ZM167 247H168V245H167ZM173 247V246H172ZM174 247H175V244H174ZM180 248H181V246H179ZM182 247H183V244H182ZM186 247H188V246H186ZM192 247V246H191ZM195 247V246H194ZM197 247V246H196ZM196 247H195V249H196ZM202 247V246H201ZM209 247H211V245L209 246ZM208 247V248H209ZM221 247H223V246H221ZM220 247V248H221ZM232 247H233V245H232ZM240 247V246H239ZM247 247V246H246ZM1 248V249H2ZM19 248V247H18ZM21 248V247H20ZM32 248V249H33ZM111 248H113L114 249V251L115 252H112V250H110ZM144 248H146V247H144ZM155 248H154V250H152V247H151V249L150 250H152V252L151 253H153V251H157V249L155 250ZM160 248V247H159ZM162 248V247H161ZM160 248V249H161ZM168 248H170V247H168ZM179 248V250H181ZM198 248H200L199 246H198ZM203 248H204V246H203ZM203 248H200V250L201 249H203ZM215 248V247H214ZM258 248V247H257ZM1 249H0V261H2V260H4V262H2L1 264H29V263H32L34 260H35V258L34 259H32L31 260V257H33V256H31V255H33V251L30 253L29 251V253L27 252H24V250H23V254H21V253H18L19 251H17V253H14L13 252V250H12V252H7V251H1ZM6 249V248H5ZM23 249V248H22ZM48 249H50L49 251H50V253L48 252ZM54 249V248H53ZM59 249V250H58ZM68 249V250H67ZM79 251H78V250ZM129 249V248H128ZM133 249V248H132ZM136 249V248H135ZM138 249H140V248H138ZM159 249V250H160ZM165 249H167L166 247H165ZM173 249V251H174V248H172ZM216 249V248H215ZM239 249V248H238ZM261 249V248H260ZM10 250V249H9ZM20 250V249H19ZM64 250V251H63ZM66 250V251H65ZM145 250V249H144ZM144 250H142L141 249V251H144ZM148 250V249H147ZM158 250V251H159ZM164 250V249H163ZM176 250V249H175ZM178 250V249H177ZM194 250V249H193ZM204 250V249H203ZM206 250V249H205ZM208 250H210V249H208ZM235 250V249H234ZM263 250V249H262ZM30 251H31V249H30ZM119 251H120V253H119ZM129 251H131L130 249H129ZM128 251V252H129ZM146 251V250H145ZM144 251V252H145ZM166 251V250H165ZM164 251V252H165ZM172 251V252H173ZM184 251V250H183ZM182 251V252H183ZM188 250H186L185 252H187ZM217 251V250H216ZM236 251V250H235ZM240 251V250H239ZM257 251H258V249H257ZM21 252V251H20ZM56 252V253H55ZM77 252V253H76ZM79 252V253H78ZM112 252V254H110ZM139 252V251H138ZM160 252H162V251H160ZM180 252V251H179ZM181 252V253H182ZM197 252H199L198 250H197ZM203 252V251H202ZM213 252V251H212ZM227 252V251H226ZM225 251H224V253H226ZM238 252V251H237ZM244 250H243V254H242V256H234V254H232V252H231V254L232 255H230V257H229V259H226V257H225V259H220V260H225L222 264H236V261L237 262H240L241 263V261H239L238 259H242V258H248L249 259V257H251V256H255V254L253 255V253L252 252H256V250L255 249H252V247H250V251L248 250L247 252H245V254H244ZM45 253V252H44ZM107 253V254H106ZM127 253V254H126ZM130 253V252H129ZM131 253H133V251L131 252ZM146 253V252H145ZM150 253V252H149ZM155 253V252H154ZM171 253V252H170ZM189 253H190V251H189ZM189 253H188V255H189ZM191 253H192V251H191ZM196 253V252H195ZM192 253L193 254V256H192V254H191V257H190V255H189V258H187V261H186V264H209V263H219V259H217L214 255H205V252H204V255L203 254H200V252H199V255H196V254H198V253ZM206 253H207V251H206ZM210 253V252H209ZM214 253V252H213ZM54 254V255H53ZM74 254H76V255H78V256H76V255H74ZM147 254V253H146ZM161 254V253H160ZM163 254V253H162ZM167 254H169V252L167 253ZM173 254H174V252H173ZM172 254V255H173ZM212 254V253H211ZM259 254V253H258ZM157 255V254H156ZM159 255V254H158ZM195 255V256H194ZM222 255V254H221ZM239 255V254H238ZM241 255V254H240ZM261 255V254H260ZM262 255H264V254H262ZM261 255V256H262ZM143 256V255H142ZM146 256V255H145ZM161 256V255H160ZM159 256V257H160ZM184 256V255H183ZM223 256V255H222ZM229 256V255H228ZM47 257V258H46ZM132 257H133V255H132ZM136 257V256H135ZM134 257V258H135ZM151 257V259H153L152 258V255L150 256ZM153 257H154V255H153ZM158 257V256H157ZM259 257V256H258ZM257 257V258H258ZM44 260H43V259ZM45 258L47 259V260H45ZM48 258H51L50 260L48 259ZM54 258V259H53ZM133 258V259H134ZM137 258V257H136ZM135 258V259H136ZM252 258V257H251ZM255 260H256V258L255 257H253ZM6 259V260H5ZM100 259H101V262H100ZM111 259V261H113V262H115L114 260H112ZM139 259V258H138ZM137 259V260H138ZM142 258H140V260H141ZM147 258L145 257L144 259H143V261H141V263L143 262L144 264H145V261H147V263H148V259L149 260H151L149 257H148V259L146 260ZM163 259V258H162ZM161 259V260H162ZM129 260V259H128ZM128 260H127V263H128ZM139 260V261H140ZM168 260V259H167ZM172 260V259H171ZM184 260H185V257H184ZM242 260H244V259H242ZM263 261L261 262L262 264H264V258L262 259ZM32 261V262H31ZM109 261H110V259H109ZM108 261V262H109ZM132 261V260H131ZM135 261V260H134ZM133 261V262H134ZM138 261V262H139ZM163 261V260H162ZM165 261V260H164ZM174 262H175V260H173ZM172 261V262H173ZM178 261H180V260H178ZM247 261V260H246ZM245 261V262H246ZM258 261H259V258H258ZM6 262V263H5ZM106 261H104V263H105ZM107 262V263H108ZM137 262V261H136ZM150 262V261H149ZM154 262V261H153ZM155 262H156V260H155ZM158 262V261H157ZM170 262V261H169ZM220 262H222V261H220ZM235 262V263H234ZM253 262V261H252ZM65 263V264H66ZM107 263H105V264H107ZM112 263V262H111ZM110 263V264H111ZM115 263V264H116ZM122 263V262H121ZM140 263V264H141ZM142 263V264H143ZM146 263V264H147ZM152 263V262H151ZM161 263V261H159V263L158 264H160ZM168 263V262H167ZM243 263V262H242ZM261 263H258V264H261ZM35 264V263H34ZM43 264V263H42ZM46 264V263H45ZM109 264V263H108ZM135 264V263H134ZM148 264H150V263H148ZM153 264V263H152ZM162 264V263H161ZM170 264V263H169ZM184 264H185V261H184ZM221 264V263H220ZM250 264V263H249ZM254 264V263H253Z\"/></svg>","mask_w":264,"mask_h":264}]
</instances>
